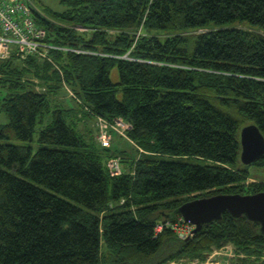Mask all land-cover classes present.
I'll list each match as a JSON object with an SVG mask.
<instances>
[{
    "label": "trees",
    "instance_id": "trees-1",
    "mask_svg": "<svg viewBox=\"0 0 264 264\" xmlns=\"http://www.w3.org/2000/svg\"><path fill=\"white\" fill-rule=\"evenodd\" d=\"M31 3L45 55L0 58V264H202L228 245L229 264H264L244 216L174 228L186 201L264 191L240 161L241 128L264 136V0ZM95 117L127 122L135 156L97 144Z\"/></svg>",
    "mask_w": 264,
    "mask_h": 264
},
{
    "label": "water",
    "instance_id": "water-1",
    "mask_svg": "<svg viewBox=\"0 0 264 264\" xmlns=\"http://www.w3.org/2000/svg\"><path fill=\"white\" fill-rule=\"evenodd\" d=\"M240 144V161L243 165H251L264 156V136L255 124H246L241 128ZM176 211L184 222L193 226V231L220 220L223 213L228 212L234 217L244 216L258 223L259 231L264 235V191L198 197L182 203Z\"/></svg>",
    "mask_w": 264,
    "mask_h": 264
},
{
    "label": "built area",
    "instance_id": "built-area-1",
    "mask_svg": "<svg viewBox=\"0 0 264 264\" xmlns=\"http://www.w3.org/2000/svg\"><path fill=\"white\" fill-rule=\"evenodd\" d=\"M31 4V0H0V58H7L12 52L19 56H27L32 53L45 55L46 51H40L41 48L49 47L41 41L45 30L36 24ZM98 119L103 124L99 128L101 133L99 136L97 135V138L99 137L98 141L102 146L107 147L110 143V136L103 130V127H107L108 124H118L121 119H116L113 123L106 121L102 117H98ZM128 128L129 124L125 129ZM115 129L117 130V128ZM118 160V157H112L109 165L108 161L106 163L112 175L120 173V160ZM174 228L181 238L190 236L193 230V226L187 222L180 225L176 224ZM206 263L203 262L202 264Z\"/></svg>",
    "mask_w": 264,
    "mask_h": 264
},
{
    "label": "rangeland",
    "instance_id": "rangeland-1",
    "mask_svg": "<svg viewBox=\"0 0 264 264\" xmlns=\"http://www.w3.org/2000/svg\"><path fill=\"white\" fill-rule=\"evenodd\" d=\"M32 2H35L36 5L38 6V8H40V9L44 6H48L54 10H58L59 8H61L60 4L58 3V0H32ZM139 33H140V31H139ZM113 72H115V70H113ZM111 78L113 81L115 80L114 76ZM66 89H67V91L62 90V93L59 94V96L61 98L60 100L62 101V100H64L63 98L66 97L65 105L73 107L76 105V103L73 99H71L69 97V96H71L70 93H72V90L70 89L69 86H66ZM6 92H7V89L0 85V99L5 96ZM49 120H50L49 116H46L45 117V123H47ZM7 122H8V119L5 116V114L3 112H0V124H5ZM45 123H44V125H45ZM80 124H82V123H80ZM83 124H87L89 127L92 128V131L95 134L94 135L95 142L97 144L101 145L100 142L98 141L99 137L97 138V135L99 136V134L101 133V130L99 132V128H100L101 124H103V122L100 121L98 119V117H95L91 121H87L85 123L83 122ZM81 127L83 128V125H81ZM127 127H128L127 122H125L123 120H119L118 124H116V123L112 124V125L108 124L107 127H105V128L103 127V130L106 131V133H108L110 136V139H109V142H110L109 145L110 146L114 143L115 139H113L112 136L115 133L116 140L119 141L117 143L120 144V146L123 145V148H125L130 153V155L135 156L136 152H135V150H133L132 146L129 144V142H131V141H129V139L126 136V132H125L126 129L125 128H127ZM41 128H42L41 125L37 124L36 129L33 133V139L31 142V146H32V149L34 151L37 150L39 147V143H38L37 139H38V132ZM115 128H117V130ZM13 143L24 144V142H22V141H13ZM111 158L108 159V165H109ZM125 164L126 163L122 164L119 161L120 173L123 171V167H124L123 165H125ZM247 170H248V176H249L247 178L248 182L264 183V166L262 167V166H257V165L251 164V165L247 166ZM182 234H185V233H182ZM224 248H226V249H224ZM235 259H236V255L234 253V249L231 245H228V246H225L221 249H216V250L209 252V254L206 255L204 262H207L206 264H229L232 261H234ZM167 264H198V263L194 262V261L189 262V261L183 260L181 262L170 261Z\"/></svg>",
    "mask_w": 264,
    "mask_h": 264
}]
</instances>
